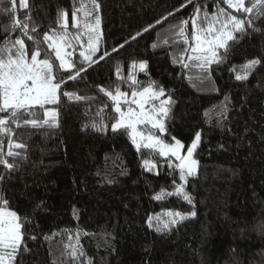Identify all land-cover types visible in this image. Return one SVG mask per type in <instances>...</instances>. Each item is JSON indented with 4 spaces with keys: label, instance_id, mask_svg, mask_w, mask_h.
Here are the masks:
<instances>
[{
    "label": "trees",
    "instance_id": "trees-1",
    "mask_svg": "<svg viewBox=\"0 0 264 264\" xmlns=\"http://www.w3.org/2000/svg\"><path fill=\"white\" fill-rule=\"evenodd\" d=\"M198 2L203 4L205 0ZM99 3V46L110 52L185 0ZM29 7L34 22L40 25L41 39L49 26L56 27L58 11H68L69 31L76 35L72 11L81 8L77 15L84 20L85 13L92 10L91 0H29ZM193 7L181 9L126 44L84 79L62 85V91L94 99L68 102L64 98L59 127L15 130L13 138L28 146V158L12 176L7 190L10 209L27 218V251H21L16 264H68L65 245L69 236L74 243L77 233L93 264H264V68L246 82L235 81V74L229 72L232 65L238 66L245 58L264 51V33L245 37L234 48L230 61L212 73L213 82L202 84L197 69L172 64V56L184 52V45L174 43L168 31L170 25L188 18ZM207 8L209 12L214 10L213 0H207ZM26 14L18 7L14 15L23 19ZM11 19L0 15V29ZM256 26L264 30V23L257 21ZM188 27L190 31L191 25ZM4 35L0 31V42ZM80 41L86 46L85 36ZM26 43L31 45L30 41ZM153 43L159 45L156 50L151 48ZM73 44V60L78 62L83 49L81 43L73 40ZM188 54L184 53L185 58ZM50 58L58 66L54 53ZM132 59H148L150 78L174 90L175 104L168 124L171 134L187 146L196 131L202 133L195 154L197 174L186 186L194 198L196 215L167 232L149 228L147 216L169 210L189 213L192 206L176 197L152 199L161 187L173 190L166 158L149 149L137 151L127 134H113L112 102L95 87L103 85L114 91L118 83L116 63L122 62L121 71L126 76ZM63 78L66 80V76ZM148 78L138 74L141 81ZM121 89L131 94L126 85ZM225 94L230 95L228 123L220 126L216 113ZM35 118L43 119L42 110H37ZM93 121L108 124L109 130L99 133L84 127ZM3 149L8 150L7 138ZM144 159L156 162L157 168L147 172L142 168ZM106 178L113 183H107ZM41 201L43 206L37 207ZM31 236L37 238H28Z\"/></svg>",
    "mask_w": 264,
    "mask_h": 264
},
{
    "label": "snow or ice",
    "instance_id": "snow-or-ice-1",
    "mask_svg": "<svg viewBox=\"0 0 264 264\" xmlns=\"http://www.w3.org/2000/svg\"><path fill=\"white\" fill-rule=\"evenodd\" d=\"M91 4L92 10L85 13L84 20H80L77 15L81 8L71 13L72 27L77 30L76 35L69 31L68 11L60 10L57 12L56 27L49 26V30L43 32L41 39L38 35L40 25L34 22L30 14L29 0H0V15L12 18L9 25L0 29L5 34L3 42H0V168L3 169L0 171V264H16L21 251H27V218H22L16 211L11 210L7 199L12 176L28 158L27 144L13 138L15 130L29 127L57 128L64 98L68 102L94 99L75 91H62V85L66 86L68 81L78 82L84 79L91 70L99 67L102 61L123 49L126 44L142 37L189 5H194L189 17L170 25L168 29L172 33L174 43L184 45V52L179 56H172V64H178L182 69H197V79L202 84L213 82L212 73L230 61L234 48L245 37L264 33V30L256 26L257 21L264 23V0H213L214 10L211 12L208 11L207 0L203 4L198 0H185L179 8L168 12L154 24H148L109 52L99 46L102 38V17L99 14L101 4L99 0H91ZM18 7L27 13L23 19L14 15ZM82 35L87 38L86 46L80 41ZM73 40L81 43L83 49L79 51L78 62L73 60ZM26 41H30L31 45ZM163 43L167 45L169 41L165 39ZM45 44L46 47H43ZM158 47L157 43L151 45L153 50ZM50 53H54L55 60L59 62L58 66L51 60ZM184 53H189L186 58ZM241 55L245 53L242 52ZM121 68L122 62L118 61L115 68L118 83L114 91L103 85L95 86L112 102L114 115L110 119L114 122L110 124L111 132L127 134L137 151L141 148L149 149L155 155L166 158L164 163L169 169L168 175L172 177L173 190L167 191L161 187L152 199L162 201L167 197H176L192 206L189 213L169 210L163 214L147 216L145 223L149 228H154L156 232H167L190 216L196 215L194 198L186 186L189 178L197 174L199 161L195 154L202 143V133L196 131L187 146L171 134L168 124L175 104L174 90H169L150 78L148 59H132L128 64L126 76L122 74ZM260 68H264V51L252 58H245L238 66L232 65L229 72L235 74V81L246 82ZM139 73L148 76L147 81L139 80ZM65 76L66 80L63 78ZM188 78L192 79L190 76ZM121 85H126L131 90L130 96L127 91L121 89ZM38 109L42 110L43 119L35 118ZM229 109L230 95L225 94L216 113L218 125L224 126L228 123ZM139 126H144L143 130ZM84 127L99 133L109 130L108 124L95 121ZM165 137H170V140ZM5 138L7 152L3 149ZM185 148L186 152L183 151ZM142 168L153 172L157 163L144 159ZM106 180L109 184L113 183L111 178ZM43 203L39 202L37 207H42ZM162 215L167 218L163 219ZM28 238L35 240L37 237ZM71 241L72 237L69 236V243L65 245L68 264H93L92 258L80 243L79 233L75 242Z\"/></svg>",
    "mask_w": 264,
    "mask_h": 264
},
{
    "label": "rangeland",
    "instance_id": "rangeland-1",
    "mask_svg": "<svg viewBox=\"0 0 264 264\" xmlns=\"http://www.w3.org/2000/svg\"><path fill=\"white\" fill-rule=\"evenodd\" d=\"M85 39H86V42H87V38H86V36H85ZM130 95H131V94H130ZM130 95H129V96H130ZM185 152H186V150H185Z\"/></svg>",
    "mask_w": 264,
    "mask_h": 264
}]
</instances>
